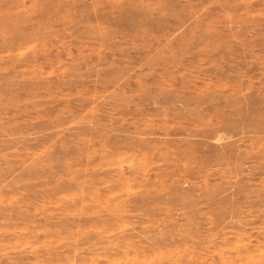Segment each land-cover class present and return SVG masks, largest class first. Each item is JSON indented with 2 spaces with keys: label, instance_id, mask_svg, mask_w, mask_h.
I'll return each instance as SVG.
<instances>
[{
  "label": "rangeland",
  "instance_id": "1",
  "mask_svg": "<svg viewBox=\"0 0 264 264\" xmlns=\"http://www.w3.org/2000/svg\"><path fill=\"white\" fill-rule=\"evenodd\" d=\"M0 264H264V0H0Z\"/></svg>",
  "mask_w": 264,
  "mask_h": 264
}]
</instances>
